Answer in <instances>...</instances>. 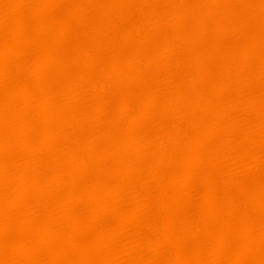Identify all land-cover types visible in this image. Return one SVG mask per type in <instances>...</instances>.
<instances>
[{
    "label": "bare ground",
    "instance_id": "obj_1",
    "mask_svg": "<svg viewBox=\"0 0 264 264\" xmlns=\"http://www.w3.org/2000/svg\"><path fill=\"white\" fill-rule=\"evenodd\" d=\"M0 264H264V0H0Z\"/></svg>",
    "mask_w": 264,
    "mask_h": 264
}]
</instances>
